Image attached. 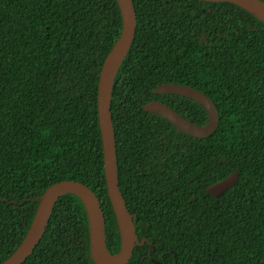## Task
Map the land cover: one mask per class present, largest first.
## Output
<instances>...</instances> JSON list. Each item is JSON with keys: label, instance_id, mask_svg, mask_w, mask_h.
I'll list each match as a JSON object with an SVG mask.
<instances>
[{"label": "trees", "instance_id": "trees-1", "mask_svg": "<svg viewBox=\"0 0 264 264\" xmlns=\"http://www.w3.org/2000/svg\"><path fill=\"white\" fill-rule=\"evenodd\" d=\"M264 1V0H263ZM137 32L112 91L120 188L139 240L128 264H264V21L230 2L134 0ZM119 0H0V264L26 238L40 198L76 180L98 197L107 246L122 232L106 178L99 117L103 64L120 38ZM216 131L197 138L144 110L153 100ZM239 172L223 196L208 192ZM23 264H98L76 194L57 201Z\"/></svg>", "mask_w": 264, "mask_h": 264}, {"label": "water", "instance_id": "water-1", "mask_svg": "<svg viewBox=\"0 0 264 264\" xmlns=\"http://www.w3.org/2000/svg\"><path fill=\"white\" fill-rule=\"evenodd\" d=\"M208 2H230L238 4L264 21L263 0H202ZM124 17V25L120 38L107 56L99 83V117L105 155V170L108 190L113 207L116 211L122 232V248L112 254L107 246L106 219L103 207L96 194L84 183L76 180H65L54 184L40 198L36 216L32 226L18 249L2 264H23L43 238L48 227L55 205L61 196L76 194L87 206L91 221V243L93 258L98 264H128L132 259L140 241L136 232L134 216L127 207L120 188L118 174V154L115 127L112 117V91L118 70L129 53L134 42L138 18L134 0H119ZM156 94H177L199 102L207 111L209 120L200 125L187 119L180 112L159 100H153L144 106V110L159 114L170 121L179 131L197 138L212 135L219 125V111L214 101L204 92L178 83H164L155 89ZM239 172L214 184L208 192L216 197L223 196L237 183Z\"/></svg>", "mask_w": 264, "mask_h": 264}]
</instances>
